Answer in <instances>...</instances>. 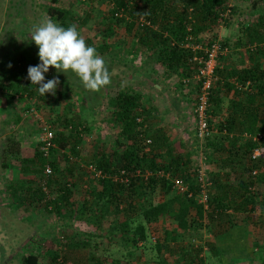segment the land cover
Wrapping results in <instances>:
<instances>
[{
	"label": "trees",
	"instance_id": "obj_1",
	"mask_svg": "<svg viewBox=\"0 0 264 264\" xmlns=\"http://www.w3.org/2000/svg\"><path fill=\"white\" fill-rule=\"evenodd\" d=\"M109 3L111 9L107 13L106 23L108 30L104 31V35L110 37L115 34L116 26H124L127 35L132 36L133 44L120 47L115 53L122 59L124 66L133 69L130 73L122 70L125 72L124 76H130L131 81L132 78L142 77L143 72L139 70L144 69L154 55L155 60L165 68L166 75L172 76L174 73L187 77L196 73L201 64L194 60V57L204 55L205 52L185 45H197L200 42L211 45L219 42L221 49L227 50L229 41L218 40L217 25L220 20L225 19L230 23L232 12L238 10L231 5L230 0H109ZM45 9L46 16L62 27L67 28L75 24L78 28L81 22L79 16L63 0H51ZM248 31H253L248 36L250 42L256 44L254 49L248 50L251 63L246 67L236 68L233 72H227V75L230 74L228 81L229 77L236 80L225 83L227 89L234 92L227 108L228 113L224 121L217 124L219 130L214 128L216 131L205 139L204 144L199 145L209 152V162L218 166L217 172L208 173L211 184L208 188L207 204L200 202V159L192 158L189 152L181 149L182 146L174 143L163 127L152 126L153 131L150 129L151 110L146 107L144 95L138 88L126 86L111 92L108 99L111 110L109 120L114 123L118 133L108 147L104 142L102 146L97 142L86 163L96 171L94 176L97 190L94 191L93 202L97 206L98 221L101 224L104 216L109 217L112 224L111 233L118 235L122 241L131 243L132 246H138V243L141 247L146 246L148 241L153 240L148 227L154 222L171 221L173 227L166 228L163 237L157 238L165 247L169 240L177 241L181 236L192 238L187 234L188 231L194 227L202 228L205 225L203 219L206 217L213 221L212 229L209 228L212 237L209 250L213 254L220 251L223 233L232 231V235L235 232L236 238L241 239L234 243L237 257L243 256L249 260V264H260L264 261V242L260 239L249 243L245 241L243 228L241 229L244 219L238 216L244 212L252 214L257 210L261 198L258 189L264 185V154L254 158L255 149L264 146V7L259 12L254 26L249 27ZM22 36L21 40H17L16 36H9L10 46L5 48L3 58L0 59V87L4 89L2 95L17 98L30 109L29 100H35L38 103L36 105L41 106L42 101L55 100L56 95L46 93L44 97L41 96L37 90L38 85H32L28 79V67L35 66L40 61L36 53L32 52V43L24 38L27 31H23ZM189 36L193 37L192 40H188ZM85 41L86 44L90 42ZM238 41L240 44L241 40ZM100 49L101 56L112 52L107 40ZM129 54L132 61L137 56L143 58L141 64L130 66L126 62ZM9 63L11 68L8 67ZM117 75L120 83V74ZM217 75H226L220 57L216 77ZM112 78L111 80L115 79L114 76ZM49 79L52 77L45 76V82ZM214 84L211 104L214 102L217 106L214 109L216 114L222 108V99L217 96L220 89ZM201 85L198 81V93ZM212 117L210 112V118ZM53 123L56 128V145L51 149L49 156L40 148L33 156H20V143L15 135L7 137V152L12 155V159L24 165V170L35 173L38 177L49 165L52 172L46 175L42 186L48 183L49 179V184L56 182L59 188L53 201H45L46 208L49 209L52 203L59 214L66 208L65 212L73 215L72 209L70 210V200L75 194L73 184L65 182L61 186L55 174L60 173L63 178H66V174L73 175L76 166L73 157H82L81 123L77 121L66 125L63 120ZM68 126L71 127L70 130ZM148 139H151V142H148ZM196 140L200 139L197 137ZM61 159L71 165L61 169ZM7 167H10L9 163L5 164V168ZM177 179L186 187L184 190L175 186ZM42 186L37 190L29 188L28 194L23 197L24 201H43L46 194ZM13 187L12 185L13 192L16 193ZM158 190L166 193L163 201L152 197ZM34 195H39L40 198ZM261 205L264 207V200ZM262 219L264 222L263 217ZM192 240L181 246L182 264H212L206 255H202L204 245H195ZM90 244V241L83 243L86 246ZM92 250L93 264L108 263L104 253L96 251L95 248ZM223 255L221 253L219 264H230L223 259ZM124 257H115L109 264H123ZM20 263L41 264L40 256L33 251L24 253Z\"/></svg>",
	"mask_w": 264,
	"mask_h": 264
},
{
	"label": "rangeland",
	"instance_id": "obj_2",
	"mask_svg": "<svg viewBox=\"0 0 264 264\" xmlns=\"http://www.w3.org/2000/svg\"><path fill=\"white\" fill-rule=\"evenodd\" d=\"M50 2L51 0H0V59L3 58L5 48L10 46L9 36H16L17 40H21L23 31H27V36L24 38L27 42L32 43V52L37 55L38 47L31 41L30 33L33 25L39 24L47 15L45 6H48ZM63 2L79 16L81 22L78 24V30L85 40H90L88 46L99 48L96 50L100 55L102 51L100 47L103 42L106 40L109 42L112 52L100 56L104 59L111 78L117 73L120 74V83L118 82L119 78L116 81L111 80V83L99 92H92L83 87L79 78L71 70L67 74L57 73L54 68L50 67L44 75L52 78L58 77L60 80L55 100L46 99L41 102V106L36 105L37 101L29 100L30 109L17 98L13 99L10 95H2L4 89L0 87V264H21L22 254L30 251L40 256L41 264H93V248L105 254L104 256L108 259L107 264L111 263L115 257L122 256H125L123 264H182L180 261L181 246L187 245L190 239L195 241V245L203 244L204 252L205 247L208 248L211 258L209 255L206 257L213 263L212 255L214 254L209 250L210 238H212L209 228L212 229L213 221L206 217L203 219L205 225L202 228L194 227L188 231L187 234H190L192 238L181 236L177 241L166 242L165 247L158 242L157 238L163 237L166 228L173 227L171 221L170 223L159 221L149 224V235L153 237V240L148 241L146 246L142 245L143 247L140 243L138 246H132L131 243L128 244L122 241L118 235L111 233L110 225L112 224L109 217L104 216V224H100L98 221L97 206L93 202L95 200L94 191L97 190V181L94 176L96 171L86 163L97 142L99 146H102L104 142L108 147L118 133L117 128L113 126L114 123L112 124V121L109 120L111 110L108 106V99L111 92L126 86L138 88L144 95L146 107L151 110L150 127L161 126L165 129V104L168 106L175 104L178 92L182 93V90L191 92L189 108L196 100L195 95L198 94V81L194 79L196 73L187 77L173 73L171 78H168L173 87L166 88L168 95L165 96V68L155 60L154 55L153 58H150L149 64L139 70V72H143L141 73L142 77L132 78L131 81L130 76H124L125 72L122 70L130 73L133 69L124 66V62H121L122 59L115 53L120 47L133 44L132 36L127 35L124 26H116L115 34L110 37L104 35V31L108 30L106 28L107 13L111 9L109 0H63ZM230 3L238 9L236 12H232V21L227 23L226 19L220 20L217 25L218 40L228 39L230 44L225 53L220 56L221 66L225 68L226 75H217L216 82H214L220 89L217 96L222 99V108L219 112L214 114V109L217 108L214 102L211 104L210 110L213 116L210 123L217 130H219L217 124L224 121L228 113L230 98L234 95L233 91L227 89L225 83L236 80L229 77L228 81L230 74L227 75V72H233L234 69L246 67L251 63L248 50L254 49L256 44L250 42L248 34L253 31L249 32L248 28L254 26L259 12L264 7V0H230ZM256 4L257 8H255ZM211 34L214 35V33ZM239 39L241 40L240 44ZM201 45L208 46L203 42ZM127 56L126 62L130 66L140 65L143 59L137 56L132 61L131 55ZM188 78L190 81L186 82L185 80ZM186 89L187 91H184ZM176 108L173 106V109ZM58 120H63L66 125L71 122L77 123V121L81 123L82 157H73L74 166L76 165L73 175L66 174V178H63L60 173L55 174L61 186L65 182L73 184L75 194L70 200V210L72 209L73 215L65 212L66 208L62 209V214H59L52 203L47 209L45 201H53L58 194V183L49 184L48 179V183L42 186L47 178L46 172L38 177L35 173L24 170V165L16 159H12V155L7 152V137L15 135L20 143V156H33L40 148L43 124L50 125L55 132L56 128L53 122H58ZM194 124L195 133H191L190 130L185 133L184 138L186 139L181 149L189 152L192 158L200 159V164H205L207 173L209 171L217 172L218 166L209 162V152L199 146L204 144L205 139L196 140V122ZM70 126H68L69 130ZM59 127L66 129L62 125ZM153 127L150 128L152 131ZM262 148L264 149V146ZM111 150L112 148H110ZM6 163H9L10 167L5 168ZM67 165L71 164H68L65 159L60 160L61 169H65ZM12 185L16 193L13 192ZM41 186L46 194L43 201H38L39 199L34 202L24 201L23 197L28 194L29 188L37 190ZM258 191L261 193V198L257 210L252 212L253 215L247 212L238 214L244 219L242 223L247 224L252 242L260 238L264 242L262 219L264 215H261L264 214V207L261 205L264 200V185ZM152 197L157 201H163L166 198V193L163 190H158ZM87 241H90L91 244L83 245ZM235 255H237L235 252L228 253L227 261L230 264H249L248 259ZM260 264H264V261Z\"/></svg>",
	"mask_w": 264,
	"mask_h": 264
},
{
	"label": "clouds",
	"instance_id": "obj_3",
	"mask_svg": "<svg viewBox=\"0 0 264 264\" xmlns=\"http://www.w3.org/2000/svg\"><path fill=\"white\" fill-rule=\"evenodd\" d=\"M30 36L38 47L40 63L30 65L27 76L32 85H38L41 96L44 97L46 93L55 95L60 84L58 77L45 82L44 74L50 67L57 73L67 74L71 70L83 87L92 92H99L111 83V73L104 59L94 47L86 44L75 24L65 28L45 16L39 24L33 25ZM8 67H12L11 63Z\"/></svg>",
	"mask_w": 264,
	"mask_h": 264
},
{
	"label": "built area",
	"instance_id": "obj_4",
	"mask_svg": "<svg viewBox=\"0 0 264 264\" xmlns=\"http://www.w3.org/2000/svg\"><path fill=\"white\" fill-rule=\"evenodd\" d=\"M192 36L188 37V40H192ZM185 46H191L195 50H203L205 53L201 56H195L199 64H201L199 71L196 72L194 79L201 82L200 91L196 96V103L194 106V114L196 120V136L202 140L209 137L214 131V127L210 124V107H211V92L214 85L216 77V68L219 65L220 55L225 53V49H221L219 42L208 45L207 47L201 44L194 45L192 43H187ZM186 82L190 79L185 80ZM42 136H41V146L40 149L44 152L46 156L50 155L51 149L55 147V132L52 127L48 124H43L42 126ZM151 142V139L147 140ZM264 154L263 148H257L254 151V158L262 156ZM202 162V158H201ZM45 172L50 174L52 169L47 165ZM199 180L201 181V194L200 202L207 204L209 198V186L210 181L208 180V173L205 168V164L201 163L198 171ZM175 186L184 190L186 187L183 185L181 180H175ZM207 207V205H205Z\"/></svg>",
	"mask_w": 264,
	"mask_h": 264
},
{
	"label": "crops",
	"instance_id": "obj_5",
	"mask_svg": "<svg viewBox=\"0 0 264 264\" xmlns=\"http://www.w3.org/2000/svg\"><path fill=\"white\" fill-rule=\"evenodd\" d=\"M114 78H115L114 80L118 79V75H114ZM168 78H171V75L165 74V96L168 95V94H166V88L169 89V87H173L172 83H170V79H168ZM118 81H119V79H118ZM156 86L159 87L158 84H156ZM187 89L184 91H187ZM190 96H191V92L190 93L189 92H183V90H182V93L178 92V95H177L176 100H175L176 101L175 104L171 105V103H170L171 106H168L167 104H165V106L168 108L167 109L165 107V133L179 147H181L182 144L184 143V141L186 139V138H184L185 133L188 130H190L191 133H195V124H194V122H196L195 114H194L195 103H193L192 107L189 108L188 104H189V101L191 98ZM173 106H176L177 108L173 109ZM189 121H190V123H189ZM191 125H193V126H191ZM183 138H184V140H183ZM241 229L243 230V234L245 235L244 236L245 241H247L248 243L251 242L252 238L250 237V234H249L250 230H249L247 224L242 223ZM231 233H233V232L228 231L225 234L223 233V236H221V240H220L221 242L219 245L221 252L219 251L218 253H214V255H212V257L214 259L212 264H219L218 260L221 257L220 256L221 253L224 254L222 256L223 259L227 260L228 253H233L237 250V248L233 247V245H235L234 243L239 242L241 239L236 238L237 236H235V232L233 235ZM236 233H238V231H236ZM202 255H204V256L209 255V257H210L211 253L208 252L207 247H205V252H203Z\"/></svg>",
	"mask_w": 264,
	"mask_h": 264
}]
</instances>
